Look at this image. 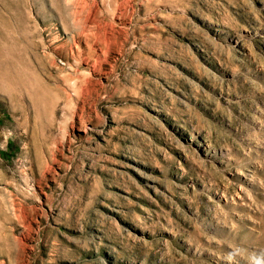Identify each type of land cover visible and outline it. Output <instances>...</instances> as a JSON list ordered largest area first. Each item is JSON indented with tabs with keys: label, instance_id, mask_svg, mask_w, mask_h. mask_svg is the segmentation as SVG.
I'll return each mask as SVG.
<instances>
[{
	"label": "rangeland",
	"instance_id": "rangeland-1",
	"mask_svg": "<svg viewBox=\"0 0 264 264\" xmlns=\"http://www.w3.org/2000/svg\"><path fill=\"white\" fill-rule=\"evenodd\" d=\"M0 264H264V0H0Z\"/></svg>",
	"mask_w": 264,
	"mask_h": 264
},
{
	"label": "bare ground",
	"instance_id": "bare-ground-1",
	"mask_svg": "<svg viewBox=\"0 0 264 264\" xmlns=\"http://www.w3.org/2000/svg\"><path fill=\"white\" fill-rule=\"evenodd\" d=\"M81 1V0H80ZM84 1L86 2V0H83V3ZM124 1V0H123ZM127 1H125V4H126ZM124 5V2L122 3V6ZM121 7V6H120ZM123 8V7H122ZM126 9V8H125ZM124 10V9H123ZM120 15V14H119ZM123 15V14H121ZM81 51V50H80ZM2 67L5 68L6 67V63L2 62ZM5 74H7L6 72H4ZM16 82V81H15Z\"/></svg>",
	"mask_w": 264,
	"mask_h": 264
}]
</instances>
